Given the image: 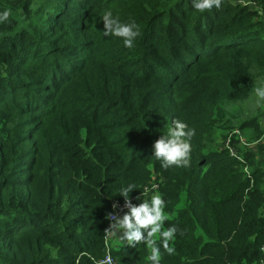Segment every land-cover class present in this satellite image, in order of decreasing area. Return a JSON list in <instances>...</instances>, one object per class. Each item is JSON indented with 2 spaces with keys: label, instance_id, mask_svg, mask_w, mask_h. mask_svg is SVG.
I'll list each match as a JSON object with an SVG mask.
<instances>
[{
  "label": "trees",
  "instance_id": "obj_1",
  "mask_svg": "<svg viewBox=\"0 0 264 264\" xmlns=\"http://www.w3.org/2000/svg\"><path fill=\"white\" fill-rule=\"evenodd\" d=\"M191 4L0 0L12 10L0 24V264H105L109 214L130 183L134 204L160 186L174 215L176 251L162 248L161 264L264 260L262 146L238 147L242 161L217 146L234 127L261 135L254 118H229L264 73V0ZM109 9L139 25L134 48L104 36ZM174 120L195 129L191 163L163 168L153 144ZM108 252L150 264L143 242Z\"/></svg>",
  "mask_w": 264,
  "mask_h": 264
},
{
  "label": "clouds",
  "instance_id": "obj_2",
  "mask_svg": "<svg viewBox=\"0 0 264 264\" xmlns=\"http://www.w3.org/2000/svg\"><path fill=\"white\" fill-rule=\"evenodd\" d=\"M223 0H192V8L204 13L213 8L219 9ZM261 14H264L262 11ZM12 15L11 9L0 11V24L9 21ZM103 22V34L105 37L114 36L121 38L123 46L132 49L137 38L140 36V27L135 20L122 21L115 16L112 10H106L101 17ZM255 104H264V84L254 89ZM195 135V129L181 120H174L167 132L161 134L153 144V156L161 161V167L170 166L188 167L191 163V138ZM136 189L135 184L122 186L119 195L124 198V206L127 211L122 215L109 214L110 224L105 230L109 239L119 243H126L129 247L144 243L150 250L147 261L150 264H161V249L169 255L175 253L176 249L172 242L176 238L178 228L169 226L165 229V221L169 219L165 211L167 202L162 194L155 193L139 204H133L130 200V193ZM115 207V206H114Z\"/></svg>",
  "mask_w": 264,
  "mask_h": 264
},
{
  "label": "rangeland",
  "instance_id": "obj_3",
  "mask_svg": "<svg viewBox=\"0 0 264 264\" xmlns=\"http://www.w3.org/2000/svg\"><path fill=\"white\" fill-rule=\"evenodd\" d=\"M262 84H264V73H262V75L260 77H258L254 81L253 89H252V92H251L250 96L246 100L240 101V102L236 103L235 105H233L231 107L230 112H231V116L232 117L229 118L230 123H234V122H237V121L240 122V121H242L244 119H247V118H254L256 120L257 125H258V129L261 132L260 138L264 134V104H260V105H256L255 104V92H254V89L256 87L261 86ZM235 131H237V132H235ZM229 135H231V140L232 141L234 139H237V142H239L240 137H241L246 143L250 144V145H248L249 146L248 148H245L246 151H251L250 149H253L252 151H258L259 150V147H257L259 145H255L254 146L252 144V143L255 142V138H253V135H254V131L253 130H250V129L247 130L246 129V130L240 131L238 128L234 127V128H231V130L228 132L226 137H228ZM223 138L224 137H222V138L217 140V146L218 147L222 145V141L225 139V138L224 139ZM260 138H258V140ZM256 141H257V139H256ZM259 157L261 158L262 156L259 155ZM155 193H160L163 196V193H162V191L160 189V186H159V188L153 189L148 194L144 195V199L150 198V196L152 194H155ZM168 215H169V219L168 220L174 219V215H171L169 213H168ZM120 244L121 243H119L118 241H116L114 239H109V238L106 239V245H107L106 249H107V251L108 250L110 251V249L112 250L113 247L119 246ZM122 244H124V243H122ZM145 246H146V244H145ZM149 252H150V250H149ZM104 256H102V257H104ZM102 257L99 258V259H96L95 261L101 260ZM115 261H118V260L116 259Z\"/></svg>",
  "mask_w": 264,
  "mask_h": 264
},
{
  "label": "built area",
  "instance_id": "obj_4",
  "mask_svg": "<svg viewBox=\"0 0 264 264\" xmlns=\"http://www.w3.org/2000/svg\"><path fill=\"white\" fill-rule=\"evenodd\" d=\"M237 132V131H235ZM254 146L255 145H261L262 148V152L261 155L264 157V134L262 135V137L255 141L254 143H252ZM250 144L246 143L241 137L240 140L238 142V145H234L232 144V140H231V135H229L228 137H226L223 141H222V145L221 148H225L228 149L229 153L231 156L237 158L239 161L243 160V156L240 154V152L238 151V147H244V146H248ZM159 188V186L157 184H153L152 186H146L144 191L142 192L144 195L148 194L151 190L153 189H157ZM141 198H143V196L140 194ZM132 203H134L135 198L130 199ZM115 206V207H114ZM127 211V208H125L124 206V201L119 202V201H115L113 202V212L115 214L118 215H123L125 212ZM109 222L110 219H109ZM107 237V236H106ZM264 250V248H263ZM100 263H105V264H115L116 261L113 259V257L109 254V252H106V255L101 259ZM261 264H264V260L261 262Z\"/></svg>",
  "mask_w": 264,
  "mask_h": 264
},
{
  "label": "crops",
  "instance_id": "obj_5",
  "mask_svg": "<svg viewBox=\"0 0 264 264\" xmlns=\"http://www.w3.org/2000/svg\"><path fill=\"white\" fill-rule=\"evenodd\" d=\"M120 216H122V215H120Z\"/></svg>",
  "mask_w": 264,
  "mask_h": 264
}]
</instances>
